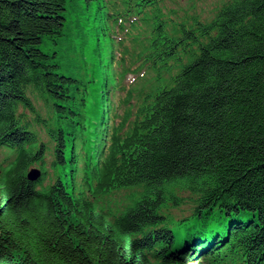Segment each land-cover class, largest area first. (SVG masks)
<instances>
[{
    "label": "trees",
    "instance_id": "trees-1",
    "mask_svg": "<svg viewBox=\"0 0 264 264\" xmlns=\"http://www.w3.org/2000/svg\"><path fill=\"white\" fill-rule=\"evenodd\" d=\"M177 11L0 0V264H264V0Z\"/></svg>",
    "mask_w": 264,
    "mask_h": 264
},
{
    "label": "rangeland",
    "instance_id": "rangeland-1",
    "mask_svg": "<svg viewBox=\"0 0 264 264\" xmlns=\"http://www.w3.org/2000/svg\"><path fill=\"white\" fill-rule=\"evenodd\" d=\"M222 2V0H166V3L168 5H171L175 9H177V19L182 18H188L192 14H199L202 17L210 16L214 13L216 7ZM69 48V46H68ZM47 50L51 51L54 49L53 44H49L46 47ZM70 58H75L74 52L70 51L69 53ZM67 61V59H66ZM69 63V61H67ZM154 76V72L150 70L143 71L139 78H136L135 75H131L128 79V84L135 83L137 80L144 81L146 80V83H148L150 79L149 85H152L151 83H154V79L152 78ZM123 97V95H122ZM138 101V98L135 99V102ZM45 112V111H44ZM37 128L39 129L41 138L49 142V137L46 134V131L42 129L40 126ZM37 167H40L39 165H34ZM32 166V167H34ZM42 168V167H41ZM140 189L139 188H120L115 189L108 193L101 201V204L106 206V208L111 209L113 212H119L120 210L125 209L127 206H130L133 204L136 197L139 196ZM177 192L179 195L184 199L185 201H189L190 193L188 190H181L178 189ZM135 194V196H134ZM191 206L188 202L183 203L182 206L176 207L173 206L172 202H169L168 206L164 207V212L169 215L170 219H174L175 221H178L179 218L186 217L190 215Z\"/></svg>",
    "mask_w": 264,
    "mask_h": 264
},
{
    "label": "water",
    "instance_id": "water-1",
    "mask_svg": "<svg viewBox=\"0 0 264 264\" xmlns=\"http://www.w3.org/2000/svg\"><path fill=\"white\" fill-rule=\"evenodd\" d=\"M42 176V171L39 168H33L29 172V178L33 181L40 179Z\"/></svg>",
    "mask_w": 264,
    "mask_h": 264
},
{
    "label": "bare ground",
    "instance_id": "bare-ground-1",
    "mask_svg": "<svg viewBox=\"0 0 264 264\" xmlns=\"http://www.w3.org/2000/svg\"><path fill=\"white\" fill-rule=\"evenodd\" d=\"M153 78V77H152ZM119 102L118 103H120V102H122V99H120V100H118ZM136 112V110L134 111V113ZM33 168H39V169H41V171H42V175H43V169L41 168V167H37V166H34V167H30V170L31 169H33ZM30 170L28 171V173H27V178L29 179V180H31L30 178H29V172H30ZM31 181H33V180H31ZM37 181V180H36ZM171 221H172V223H173V225H172V227L173 226H175L176 227V223L178 222V221H175L174 219H171ZM177 228V227H176ZM180 228V227H179ZM203 238V237H202ZM175 249V247L173 246L171 249H170V251L172 252L173 250ZM197 250H202L200 247H197L196 248V250L195 251H197Z\"/></svg>",
    "mask_w": 264,
    "mask_h": 264
}]
</instances>
